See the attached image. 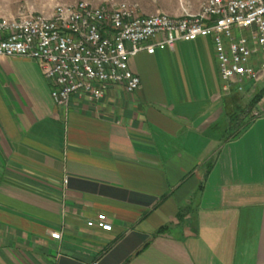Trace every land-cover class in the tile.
Returning a JSON list of instances; mask_svg holds the SVG:
<instances>
[{
  "label": "crops",
  "instance_id": "obj_1",
  "mask_svg": "<svg viewBox=\"0 0 264 264\" xmlns=\"http://www.w3.org/2000/svg\"><path fill=\"white\" fill-rule=\"evenodd\" d=\"M130 69L134 93L59 107L37 62L0 58V264H264V78L226 87L211 38Z\"/></svg>",
  "mask_w": 264,
  "mask_h": 264
},
{
  "label": "built area",
  "instance_id": "obj_2",
  "mask_svg": "<svg viewBox=\"0 0 264 264\" xmlns=\"http://www.w3.org/2000/svg\"><path fill=\"white\" fill-rule=\"evenodd\" d=\"M181 14L142 15L118 0L57 3L50 14L0 20V58L37 62L56 106L72 96L104 97L109 85L127 93L140 87L130 60L141 52L174 50L177 42L211 38L218 73L229 87L264 78V0H179ZM197 6V11L193 6ZM264 102V95L261 99ZM111 231L100 214L87 223ZM54 240L60 234H51Z\"/></svg>",
  "mask_w": 264,
  "mask_h": 264
},
{
  "label": "rangeland",
  "instance_id": "obj_3",
  "mask_svg": "<svg viewBox=\"0 0 264 264\" xmlns=\"http://www.w3.org/2000/svg\"><path fill=\"white\" fill-rule=\"evenodd\" d=\"M80 1H87L92 4L97 5L100 0H0V20L1 19H14L18 18L21 15L29 14H50L54 9L55 5L59 2L61 3H77ZM124 1L132 4H136L138 9L140 8L141 12L147 15L154 14L155 12H165L170 15L179 16L181 14L179 0H118ZM247 84V82L245 83ZM262 89L264 87L262 85ZM262 101H255L252 97L250 103V109L245 111V114L250 115L252 120L257 115L261 114L264 109V104H259ZM236 113V117H237ZM237 119V118H236Z\"/></svg>",
  "mask_w": 264,
  "mask_h": 264
},
{
  "label": "trees",
  "instance_id": "obj_4",
  "mask_svg": "<svg viewBox=\"0 0 264 264\" xmlns=\"http://www.w3.org/2000/svg\"><path fill=\"white\" fill-rule=\"evenodd\" d=\"M263 95H264V89H262L260 92H259V94H257L255 97H254V100L256 101H260L261 99H262V97H263Z\"/></svg>",
  "mask_w": 264,
  "mask_h": 264
}]
</instances>
